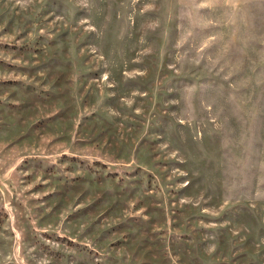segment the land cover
Wrapping results in <instances>:
<instances>
[{
  "label": "rangeland",
  "instance_id": "1",
  "mask_svg": "<svg viewBox=\"0 0 264 264\" xmlns=\"http://www.w3.org/2000/svg\"><path fill=\"white\" fill-rule=\"evenodd\" d=\"M0 264H264V0H0Z\"/></svg>",
  "mask_w": 264,
  "mask_h": 264
}]
</instances>
